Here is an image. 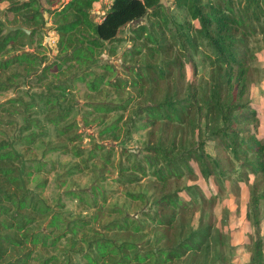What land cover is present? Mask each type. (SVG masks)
<instances>
[{"label": "trees", "instance_id": "trees-1", "mask_svg": "<svg viewBox=\"0 0 264 264\" xmlns=\"http://www.w3.org/2000/svg\"><path fill=\"white\" fill-rule=\"evenodd\" d=\"M6 1L9 2L6 11L12 14L11 17H6V22L10 25L22 23L26 27L34 28L32 38L38 27L47 23L39 0H0V3ZM96 2L97 0H70L63 8L56 10L62 18L56 27L60 36L61 52L64 53L62 64L94 61L95 52L105 47L111 54H115L116 47L113 44L121 41L118 37L121 29L144 17L147 18L146 23L137 24L131 29L133 35L130 37L132 46L129 56L141 59L138 65L129 64L126 67L131 73V80L122 77H116L114 81L106 80L105 72L88 85L92 91H98L103 83L118 89L131 85L137 91L140 100L134 102L136 108L130 116V121H141L143 127L155 128L157 134L147 139L144 146L147 154L140 160L141 164L133 163L132 170L149 173L154 177V185L160 188L151 202L155 211H144L146 219L136 222L126 214L120 220L110 222L107 230L135 233L142 230L140 224L146 225L150 220L163 234L161 233V238L156 239L152 248L146 250L138 247V243L124 242L121 247L117 246L116 241L110 237L94 241L90 244L91 249L101 256L118 255L121 254L120 250L124 249L121 258L114 264H196V261L199 262L202 258L204 264H209L207 259L211 255L214 256L212 244L209 243L213 240L210 236L214 233V224L206 220L203 211L195 228L186 227L181 223V220L191 213L190 208L193 205L199 202H214L219 195L213 192L207 196L201 191L199 184L187 185L184 182L185 177L195 181L198 171L205 180H209L214 173L216 184L222 191L225 190L226 181H231L229 171L222 167L220 162L221 159L229 160V163L230 158L218 156L220 150L211 154L206 149L209 142L216 141L215 146L222 142L225 149L230 150L233 160L241 164V170L235 172L238 176L252 173L258 178L250 187L251 210L248 220L257 229L261 222L260 205L264 200V185L261 188L260 185L264 183L259 181V176L264 177V137H259L253 130L257 129V115L249 100L245 99V92L250 80L248 64L253 62L254 57L250 38L257 33L264 36V0H173L172 9L175 8L187 16V19L183 20H177L176 13L170 12L163 0H114L112 8L100 22H95L91 15V9ZM4 30V24L0 20V76L15 65H28L39 58L29 51H23L11 58H2L13 44L18 42L23 45L26 40V34L21 30L9 34L4 33ZM86 31L89 34H86ZM76 37L86 46H80ZM70 50L72 52L68 54L67 51ZM203 52L211 65V74L206 85L204 83L196 86L186 82L181 72L179 75L174 73L176 65L183 66L184 60L189 61L193 56L199 57ZM173 53L177 56L170 60ZM164 56L166 58L161 60ZM103 68L107 71L115 70L110 63L105 64ZM13 75L15 77L16 74ZM80 79L85 78L81 76ZM164 82H168L169 86L162 98L154 95V87L149 91L152 84ZM11 85L9 76L5 82H1L0 90H7ZM150 93L152 97L148 100ZM60 98L54 93L52 100L59 103ZM131 99L125 104L92 103L91 107L108 114L114 110H124ZM52 100H42L44 109L55 111L48 121L59 133L66 134L73 124L63 127L60 124L69 117L71 109L56 111V104L50 105ZM2 104L0 103V111ZM199 112L201 133L189 139L188 131L195 127L193 120ZM23 119L24 125H21L19 139L12 147L1 136L5 132L2 133L0 120V264H29L33 251L39 245H55L60 237H52L51 232L43 229H34L39 223L38 219L48 215L50 208L41 199L35 201L29 195L27 180L24 177H30L32 167L41 172L45 164L39 161L33 166L32 160L27 165L23 154L31 150L30 146L37 141L43 125L41 120L34 116V112ZM120 119L107 126L103 133H113V136H116L114 132L119 129ZM251 125L256 128L252 129ZM134 127L137 129L139 125L134 124ZM167 129L170 132H167ZM194 131L195 129L192 133ZM78 137L80 136L76 133L70 137V141L74 143ZM16 145H23L25 149H18ZM56 148L68 151L66 146ZM75 149L77 151L74 152L79 156L80 148ZM91 158L95 156L92 155ZM108 160L109 158L106 162ZM125 169L130 168L121 167L119 175L124 185L137 180L138 177L134 176V173H125ZM175 184L177 186L174 190L168 189ZM40 185L44 186V183ZM128 193L134 200L144 198V194ZM186 195L187 198H184ZM62 219L60 213H51L48 226L54 229L60 225ZM88 223L84 219L69 222L70 227L67 230L70 231L67 232L73 240V247L80 245L78 235L84 234L82 231H85ZM216 234L221 235L223 239L226 236L220 230ZM126 245L130 251L125 250ZM252 250L250 264H264L261 240L256 241ZM83 255L88 260L87 264H98L94 254ZM214 257L210 264H225L221 255ZM53 260L54 258L50 257L45 264Z\"/></svg>", "mask_w": 264, "mask_h": 264}, {"label": "rangeland", "instance_id": "rangeland-1", "mask_svg": "<svg viewBox=\"0 0 264 264\" xmlns=\"http://www.w3.org/2000/svg\"><path fill=\"white\" fill-rule=\"evenodd\" d=\"M39 1L47 23L38 27L33 38L31 35L32 48H29L25 42L23 45L17 42L1 56L2 58H11L23 51H29L38 56V60L28 65H15L0 76L2 77L0 84L5 82L9 76L12 80L9 89L0 90V103H3L0 120L2 133L5 132L1 136L6 140L5 142L12 147V144L18 141L21 125H24L23 117L30 116V113L34 112V116L40 119L41 125L44 126L40 129L37 141L30 146L31 150L26 151L23 156L27 165L32 160H34L31 163L33 166L35 162L39 161L45 165L41 172L35 171L32 167L33 171L30 177L24 178L27 180L26 188L30 191L29 195L35 201L41 199L51 211L48 215H43L44 217L38 219L37 223H39L34 229H43L51 232L52 237H60L55 245H49V247L39 245L33 251V257L29 264H45V261L50 257H53L54 260L49 264H87L88 260L83 255L85 253L94 254L98 264H114L121 258L124 249H121V254L118 255L101 256L98 252L93 251V248L91 249L92 245L90 244H93L94 241H102L103 237H110L116 241L117 246L121 247L124 242L138 243V247L146 250L152 248L156 239L162 236L160 228L150 220L146 225L139 223L142 230L135 233L107 230V225L110 222L120 220L123 215H130L136 222H139L146 219L144 211L151 213L155 211L151 202L153 196L160 191L159 186L154 185L152 175L143 174L138 170H132V168L133 163H142L140 160L147 154L144 149L147 139L151 135L154 137L157 130L143 127L141 121L138 120L131 123L130 116L134 114L136 108L134 102L140 100L137 91L131 85L118 89L103 83L98 91H92L88 83L105 72L107 73L106 80L114 81L116 77L131 80V73L126 70V67L129 64L138 65L141 62L140 57L129 56L132 46L130 37L133 35L131 29L137 24L146 23L147 18L144 17L121 29L118 34L121 41L113 44L116 47L115 54H111L105 47L95 52L94 61L82 63L72 61L62 64L64 53L61 52L60 36L56 29L62 21L56 12L61 9L59 5L62 0ZM163 1L170 12L176 13L177 20L187 19L183 12L175 8L172 9L173 0ZM8 6L9 2L7 1L0 3V17L5 20L6 17L12 16L6 11ZM52 10L54 11L52 12ZM93 14L96 21L100 20L97 11ZM69 19H71L70 16ZM31 29L34 30V28ZM85 33L89 34L87 31ZM78 43L80 46H86L79 38ZM250 48L254 57L253 62L248 64L250 80L247 92H245V99L249 100V104L257 115V129H253L256 128L254 125H251V128L259 137H264V36L261 33L250 38ZM67 52L71 54L72 51ZM176 56L177 54L173 53L170 55V60L175 59ZM164 58L166 57L160 59ZM108 63L115 67L114 71H107L103 68ZM184 63L183 66L180 64L175 66L174 73L176 75L181 72L186 82L196 86L208 83L211 65L204 52L199 57L193 56L189 61L184 60ZM45 67L47 70H44ZM13 74H16L15 77ZM81 76H84L85 79L81 80ZM168 86V82L152 84L149 91H152V87H154V95L156 94L157 98H162ZM54 93L61 97L59 103L52 100ZM144 97L147 96L144 95ZM150 97H152L151 93L147 99L149 100ZM46 98L52 100L50 105L56 104V111L71 109L69 117L60 124L61 127L73 124L66 134L59 133L48 121L55 111L43 108L44 101L42 100H46ZM129 98L132 99L127 108L114 110L108 114L96 111L91 107L92 103L125 104ZM9 100L14 101L9 102ZM10 110L11 112H9ZM119 118H121L118 123L119 129L114 132L117 137L113 136V133H103L107 126ZM200 118L201 113L199 112L193 120L195 127L188 131L189 139L193 135H200ZM134 124L139 127L135 129ZM194 129L195 131L192 133ZM167 132L170 131L167 129ZM76 133L80 137L73 143L70 141V137ZM214 142L216 141L209 142L206 149L211 154H216L220 150L218 156L230 158L229 163V160L221 159L220 162L221 166L229 171L231 181H226L225 190L222 191L216 184L214 173L209 180H205L198 171H196L198 178L195 181L185 177L184 182L187 185L199 184L201 191L207 196L213 192L219 193V195L214 202H199L193 205L190 208L192 209L191 213L185 216L181 223H184L186 227L193 226L195 228L203 211L206 220L214 224V233L210 236L213 240L209 241L212 244L211 250L214 256L221 255L225 264H250L253 256L252 247L256 245L258 239L262 242L264 256V200L260 205L259 229L248 220V213L251 210L249 207L250 187L258 178L252 173H247L243 177L238 176V173L235 172L241 170L239 161L233 160V154L230 150L225 149L222 142L218 146H215ZM57 146H66L68 151L64 152L62 149L56 148ZM16 147L21 150L25 149L23 145H16ZM76 147L81 150L79 156L74 152L77 151ZM92 155L95 158H91ZM107 158H109L108 162H106ZM121 167L130 168L129 170L125 169L124 172L134 173V176L138 177L137 180L124 185L119 177ZM260 180L264 183L263 175L259 176ZM41 183H44V186H41ZM263 185H260V188ZM176 186L175 184L168 189L174 190ZM128 192L144 194V198L134 200ZM184 198H187V195ZM103 205L104 207H101ZM51 213H60L63 218L60 225L54 229L48 226ZM75 219H84L89 222L86 224L85 231H82L84 234L78 235L81 243L76 248L73 247V240L70 239V233L67 232L70 231V229L67 230L70 227L69 222ZM150 224H153L154 227H150ZM216 229L218 230L216 231ZM219 230L226 235L224 239L221 235L216 234ZM127 245L124 247L125 250H128ZM14 254L18 256L17 253ZM214 256L211 255L207 259L209 264L215 259ZM202 259L199 262L196 261V264H204Z\"/></svg>", "mask_w": 264, "mask_h": 264}, {"label": "built area", "instance_id": "built-area-1", "mask_svg": "<svg viewBox=\"0 0 264 264\" xmlns=\"http://www.w3.org/2000/svg\"><path fill=\"white\" fill-rule=\"evenodd\" d=\"M69 1L70 0H62V3L59 5V7L63 8ZM113 3L114 0H97L95 6L92 9V13H95V11H97L99 19L102 20L107 14V12L112 8Z\"/></svg>", "mask_w": 264, "mask_h": 264}, {"label": "water", "instance_id": "water-1", "mask_svg": "<svg viewBox=\"0 0 264 264\" xmlns=\"http://www.w3.org/2000/svg\"><path fill=\"white\" fill-rule=\"evenodd\" d=\"M0 20L4 24V29L6 31V34H9L10 32L17 31V30L23 31L26 34L25 43L27 44V46L29 48H32V41H31L32 29L31 28H27V27L23 26L21 23H19L17 25H10L6 22V20L4 18H0Z\"/></svg>", "mask_w": 264, "mask_h": 264}, {"label": "clouds", "instance_id": "clouds-1", "mask_svg": "<svg viewBox=\"0 0 264 264\" xmlns=\"http://www.w3.org/2000/svg\"><path fill=\"white\" fill-rule=\"evenodd\" d=\"M93 7H94V6H93ZM92 9H93V8H92ZM92 9H91V15L93 14V13H92ZM92 18L94 19L93 16H92ZM102 20H103V19H102ZM102 20H100V21H102ZM94 21H95V22H100V21H96L95 19H94Z\"/></svg>", "mask_w": 264, "mask_h": 264}]
</instances>
